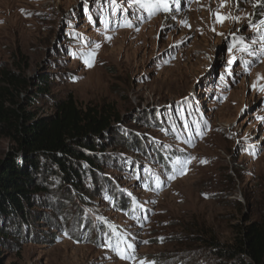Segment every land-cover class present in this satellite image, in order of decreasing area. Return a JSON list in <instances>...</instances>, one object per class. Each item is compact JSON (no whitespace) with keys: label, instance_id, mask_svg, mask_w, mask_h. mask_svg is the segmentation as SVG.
<instances>
[{"label":"rangeland","instance_id":"rangeland-1","mask_svg":"<svg viewBox=\"0 0 264 264\" xmlns=\"http://www.w3.org/2000/svg\"><path fill=\"white\" fill-rule=\"evenodd\" d=\"M166 3L0 0V73L26 78L25 110L71 96L111 122L83 189L48 188L3 221L2 263L212 264L206 240L264 223V4ZM14 148L0 136V160Z\"/></svg>","mask_w":264,"mask_h":264},{"label":"trees","instance_id":"trees-1","mask_svg":"<svg viewBox=\"0 0 264 264\" xmlns=\"http://www.w3.org/2000/svg\"><path fill=\"white\" fill-rule=\"evenodd\" d=\"M27 82L9 71L0 73V136L15 145L0 160V241L6 234L3 221L29 219L39 193L83 189L84 178L101 159L96 145L111 128L109 117L79 108L71 96L56 101L52 114L35 116L19 99L23 95L32 104L33 95L19 92ZM45 83L44 77L37 79L34 95L46 91ZM206 241L212 264H264L262 221L241 226L231 243Z\"/></svg>","mask_w":264,"mask_h":264},{"label":"snow or ice","instance_id":"snow-or-ice-1","mask_svg":"<svg viewBox=\"0 0 264 264\" xmlns=\"http://www.w3.org/2000/svg\"><path fill=\"white\" fill-rule=\"evenodd\" d=\"M137 3L140 4V7L142 8H147L149 10V14H153L154 11H159V10H163L165 12L169 11V8H168V5L166 3V0H136ZM262 3H264V0H261ZM254 7H256L257 5H253ZM231 19L235 20L237 19L236 17H231ZM183 23V22H182ZM261 25H264V20L261 21ZM110 37H106V39H109ZM236 41L237 42H242L241 38L239 37H236ZM96 47H99V45H97ZM232 47H234V45H231L230 48H229V51L231 52L232 50ZM243 51H247V49H242ZM87 55H94V53L92 52H89L87 53ZM84 57L82 56V59ZM233 61L230 59L229 60V64H231ZM85 63L91 67V64L88 63V60L85 59ZM247 63V62H246ZM258 79H259V76H258ZM253 87H257L256 85V82L253 83ZM258 90L260 91H264V87H261L259 88ZM185 102H187V97H185ZM243 111V109L241 110ZM258 119H261L262 121H264V117H258ZM199 134V133H198ZM202 163H206V161H201ZM177 163H183L181 161H177ZM170 179L174 178L173 176H169ZM163 239V238H161ZM121 243H126V241H123L122 238L121 239H118L117 240V243L115 245H113L112 243H108L106 245V247H109V248H112L113 250H117L119 248V245ZM145 243H147V241H145ZM127 247L128 248H133V245L132 244H127ZM122 259H129V257L127 255H123L121 257ZM140 264H156L155 261H147V260H143V261H140Z\"/></svg>","mask_w":264,"mask_h":264},{"label":"bare ground","instance_id":"bare-ground-1","mask_svg":"<svg viewBox=\"0 0 264 264\" xmlns=\"http://www.w3.org/2000/svg\"><path fill=\"white\" fill-rule=\"evenodd\" d=\"M258 1H259L260 4H264V3L261 2V0H258Z\"/></svg>","mask_w":264,"mask_h":264}]
</instances>
